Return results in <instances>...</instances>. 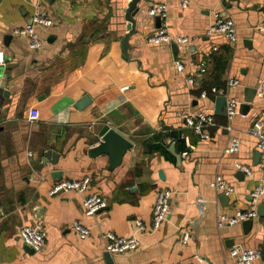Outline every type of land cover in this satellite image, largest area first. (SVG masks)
Wrapping results in <instances>:
<instances>
[{
    "label": "crops",
    "instance_id": "crops-1",
    "mask_svg": "<svg viewBox=\"0 0 264 264\" xmlns=\"http://www.w3.org/2000/svg\"><path fill=\"white\" fill-rule=\"evenodd\" d=\"M129 2L0 0V264H237L229 253L234 245L264 254V195L247 232L243 220L225 226L216 220L220 213L247 209L249 192L264 176L256 138L247 131L254 119L264 118V97L255 94L240 111L245 88H256L264 77V0H189L185 8L179 0H139L124 53ZM155 2L167 4L168 31L188 42L147 40L158 25L146 12ZM37 10L53 23L37 26L47 43L34 50L17 29L31 23ZM216 13L233 18L234 44L206 33ZM174 57L185 63L183 72ZM231 77L240 81L237 88L227 87ZM212 86L240 101L230 121L215 113L220 94ZM85 96L90 100L79 105ZM34 107L41 117L32 121ZM199 110L214 114L207 138L181 116ZM112 132L124 138L123 145L112 147ZM233 135L239 149L225 152ZM48 151L55 163L47 160ZM237 161L250 165L251 173L237 168ZM84 175L91 178L84 192L51 193L58 181ZM216 175L233 190L210 186ZM162 187L173 191L167 217L152 232L136 231V220L149 222ZM89 193L108 200L95 215L84 210ZM76 220L90 228L88 236L80 235ZM31 222L47 230L40 250H31L20 235ZM182 230L190 233L185 244L179 241ZM108 231L135 235L139 245L108 252Z\"/></svg>",
    "mask_w": 264,
    "mask_h": 264
},
{
    "label": "built area",
    "instance_id": "built-area-1",
    "mask_svg": "<svg viewBox=\"0 0 264 264\" xmlns=\"http://www.w3.org/2000/svg\"><path fill=\"white\" fill-rule=\"evenodd\" d=\"M182 8L188 6L189 0H179ZM147 14L152 17H159L160 23L155 29L149 33L147 40L154 44L161 43H186L188 42L187 36L173 35L168 31L166 24V18L168 15V7L165 2H155L148 5ZM53 23L52 17L46 14L42 10H37L33 15L32 23H29L21 28L17 29L19 34L25 35L29 39L30 47L34 50L43 48L47 40L40 35L37 26H50ZM260 30L264 29V23L259 27ZM207 34H220L224 42L227 44H234L238 40L237 29L235 22L230 16H221L215 14V19L206 29ZM213 49H217L214 46ZM0 62H3V54L0 51ZM173 64L175 68L183 72L185 70V63L179 58L174 57ZM187 81L192 83L194 77L187 75ZM240 85V81L237 78H229L227 80V87L237 88ZM212 92L225 96V114L227 120L230 121L237 113L240 105V101L235 96H227L225 91L216 87H211ZM256 95L260 98L264 97V77H262L256 85ZM185 124L190 127L194 133L199 134L201 138L209 137L207 127L214 125V114L203 110L196 111L194 113L183 112L181 114ZM41 117V111L39 108H31L29 118L34 121ZM229 127V126H228ZM247 131L256 138V146L260 153L259 168L264 167V118H256L253 120ZM240 140L238 135H233L225 147V152H235L239 149ZM186 153V152H184ZM237 168L243 172L250 174L252 168L248 164L237 161L235 163ZM90 175H84L80 178H65L58 181L51 189L52 194L64 190H77L84 192L90 183ZM209 185L219 189L225 193H229L233 190V187L226 182L221 175H216ZM173 191L168 187L159 188L155 193V199L152 206L151 218L147 224L143 220L138 219L135 222L136 231H154L156 230L169 213L170 200ZM264 195V176L254 185L249 192L251 199L250 206L245 210H238L233 215H226L220 213L217 215V225L225 226L231 225L238 221L245 219H252L258 216L257 203L259 199ZM84 210L87 215H95L101 208L108 205V200L99 193H89L83 200ZM74 227L78 230L82 237H86L90 234V228L80 221H74ZM20 235L22 240L29 247L35 250H40L47 240V230L40 222H31L24 224L20 229ZM107 238L106 250L108 252H124L132 250L138 247L139 239L135 235L130 236H118L112 231H108L104 234ZM190 233L187 230L180 232L179 241L185 244L189 239ZM230 255L234 258L237 264H264V254L259 248L255 247H243L241 245H234L229 248ZM2 258L0 257V263ZM176 264H187L185 262H178Z\"/></svg>",
    "mask_w": 264,
    "mask_h": 264
},
{
    "label": "water",
    "instance_id": "water-1",
    "mask_svg": "<svg viewBox=\"0 0 264 264\" xmlns=\"http://www.w3.org/2000/svg\"><path fill=\"white\" fill-rule=\"evenodd\" d=\"M139 0H130L127 9L125 10V17L126 19L129 21L130 25L128 26V32L126 33L123 43H122V48L124 53H126L127 51V45H128V37L129 34L134 30L135 27V19H134V14L138 11V6H137V2ZM156 21L157 24L159 25L160 19L159 17H156ZM32 23V21H31ZM157 25V26H158ZM174 49L176 48V44H173L172 46ZM2 86H4V83H2ZM245 91L248 92V94L245 95L244 99L246 102L242 103L240 105V111L242 112L241 108L245 106V108L247 109L249 106V102H252L254 99V96L256 94V88L254 87H246ZM4 94L6 96H8L9 91L5 90ZM88 100H90V98L88 96H85L79 103V105L81 104H85ZM225 105H226V99L224 96L219 95L216 98V104H215V113H225ZM245 113V112H244ZM112 137L114 139V144H112V147L117 148L120 147L121 145H123L124 143V138L118 134L117 132H112ZM119 145V146H118ZM53 154L55 155L54 152L52 151H48L47 153V160L50 162H56V160H54L52 158ZM257 157H260V153L258 152V154L256 155ZM2 204V200H1V196H0V206ZM262 206L260 205L258 207V212L259 214H261V210H262ZM243 224V228L245 230V232H247L249 230V228L251 227V219H245L242 221ZM29 247V246H28ZM31 250H33L32 247H30Z\"/></svg>",
    "mask_w": 264,
    "mask_h": 264
}]
</instances>
